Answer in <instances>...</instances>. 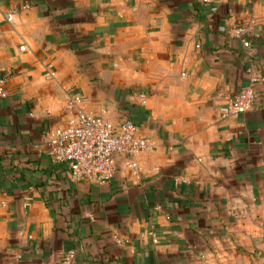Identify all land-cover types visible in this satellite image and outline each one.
<instances>
[{
  "label": "crops",
  "instance_id": "1",
  "mask_svg": "<svg viewBox=\"0 0 264 264\" xmlns=\"http://www.w3.org/2000/svg\"><path fill=\"white\" fill-rule=\"evenodd\" d=\"M0 70V264H264V83L223 117L264 77V0H0ZM76 93L155 143L137 172L52 159Z\"/></svg>",
  "mask_w": 264,
  "mask_h": 264
},
{
  "label": "built area",
  "instance_id": "2",
  "mask_svg": "<svg viewBox=\"0 0 264 264\" xmlns=\"http://www.w3.org/2000/svg\"><path fill=\"white\" fill-rule=\"evenodd\" d=\"M210 2L211 0H204ZM251 1V0H250ZM14 14L7 20L12 22ZM235 38L243 39V45L249 57L254 55L253 43L245 39L246 29L236 26L229 30ZM7 76L0 70V99L8 96L6 89ZM264 83V77L250 74L249 85L243 88L225 107L223 117H239L253 110L256 103L255 87ZM84 97L73 94L68 97L65 112L71 116L65 128L50 130L46 135V144L52 159L68 166L74 180H98L110 182L116 174L115 159L124 156L126 168L138 171L136 158L144 151H153L155 143L140 134L139 127L126 120L118 125L102 116L88 112ZM73 253H69L63 264H72Z\"/></svg>",
  "mask_w": 264,
  "mask_h": 264
}]
</instances>
